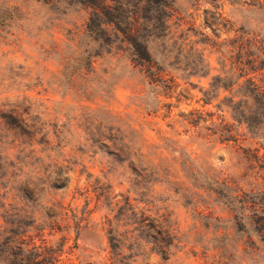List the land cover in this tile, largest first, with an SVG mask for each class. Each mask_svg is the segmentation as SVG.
<instances>
[{
	"label": "rangeland",
	"instance_id": "374dc122",
	"mask_svg": "<svg viewBox=\"0 0 264 264\" xmlns=\"http://www.w3.org/2000/svg\"><path fill=\"white\" fill-rule=\"evenodd\" d=\"M172 1L168 35L148 43L166 81L155 88L127 54L94 58L89 81L78 79L73 86L68 72L75 58L82 50H97L83 35L89 12L0 0V164L20 155L23 169L17 176L23 188L31 183L29 191L34 190L30 200L23 195V209L38 213L60 206L82 219L76 230L69 220L70 229L62 234L44 232L54 243L64 239L59 264H112L107 220L127 199L133 212L151 223V242L165 233L171 240L166 260L139 240L142 248H132L137 255L132 264H264L258 243L254 255L234 242L215 249L221 233L194 211L218 218L214 226L230 227L223 199L209 189H264V109L245 97L243 86L252 79L264 90V9L255 5L261 0ZM240 101L244 104L232 110ZM11 109L18 125L30 115L47 123L45 143L30 138L35 152L27 158L29 149L20 154L23 147L18 148L26 138L4 120ZM90 124L102 125L106 137V128L119 130L126 151L140 154L142 167L157 170L152 193L140 198L128 163L92 146ZM19 184L6 190L16 205ZM37 218L48 222L45 215ZM126 224L119 230L128 238L136 227ZM231 234L235 241L246 237ZM248 234L256 241L251 230Z\"/></svg>",
	"mask_w": 264,
	"mask_h": 264
},
{
	"label": "trees",
	"instance_id": "16d2710c",
	"mask_svg": "<svg viewBox=\"0 0 264 264\" xmlns=\"http://www.w3.org/2000/svg\"><path fill=\"white\" fill-rule=\"evenodd\" d=\"M34 1L48 6L52 11H55L60 4H64L67 7L79 6L89 12L83 35L88 38L90 43L97 46V50L92 51V53L82 50L78 54L79 59L75 58V64L68 72V80L73 86H76L78 79L83 83L89 81L87 75L92 73V60L103 54H127L136 66L141 67V71L155 88L160 83L166 82L163 80V72L149 54L148 43L152 39L163 40L168 35L172 16V0ZM255 5L257 8L264 9V0L258 1ZM255 5L253 6L255 7ZM244 77L240 76L241 79ZM243 84L246 86L245 97L249 98L256 107L264 109V90L258 87L252 79H245ZM211 87L214 88V85ZM242 104L244 103L241 101L233 103L232 110ZM14 109L9 111L10 115L4 117V120L11 129L19 130L26 138L23 143L18 145V148L20 150V147H23L20 154L26 151V147L29 149L27 155L24 156L27 158L35 152L32 149L33 144L28 142L30 138L39 136V139L35 140V144L43 145L45 143L47 138L45 126L47 123L39 117L30 115L31 118L23 120V124L18 125L19 122L13 116ZM25 114L29 115V110ZM52 126L56 127V125ZM90 126V131L87 133L90 135L93 147L102 151L105 149L104 153L112 155L113 159L119 163H128V168L133 175L130 181L139 191V197L148 196L152 193L151 184L154 185L157 182L153 178L156 176L157 170L147 166L142 167V161L139 160L142 156L126 151L128 146L123 144L122 138H119V130L114 127L106 128L109 133L106 137L102 125L93 126V128L92 124ZM92 129L95 130V135L92 134ZM56 132L58 136L60 128ZM103 139H108L111 143L110 146H106L102 141ZM110 149L113 151L110 152ZM130 157L135 159V162L130 160ZM21 160L19 155V158L15 157L16 162L9 161L7 165L5 163L4 165L0 164V191H5L2 196L0 195V264H59L64 239L54 243L44 239V232L49 231L48 237H53L57 233L62 234L70 229L69 220L73 221V228L76 230L82 219L78 218L72 211H69L71 215H68L64 211L65 209L60 206H57L55 210L44 207L38 213L23 209V195L26 200H30L31 192L34 190L29 191L31 183L25 184L23 188V181L19 179L20 176H17L20 171L19 162ZM17 180L20 181L17 190L20 196L17 197L19 203L16 205V203L11 202L12 199L8 200L9 194L6 190H13L10 186ZM209 192L223 199L224 202L221 205L224 207L223 211L229 215L227 221L231 223L230 227H217V224L221 222L218 218L212 219L211 213L203 215L196 209L194 210L197 217L217 223L215 226L212 223L211 227L215 233L222 235L217 234L221 245L215 249L222 250L223 245L228 242H234V244L242 247L244 253L250 252L253 255L259 250L257 243L264 249V189L238 193L226 188L223 193L216 189H209ZM151 201L145 199V203ZM41 215H45L48 222L41 221L38 223L39 218L37 216ZM122 223L136 227L133 232H130L132 235H129L128 238L125 237L127 232L119 230ZM150 224L146 219L133 212L128 199L125 205L117 209L113 219L107 220V240L112 254V264H132V259L137 257V255L132 254V248H142L141 244L138 243L139 240L144 243L145 247L151 245L149 252L159 255L161 260L168 258V251L171 247L169 236L165 233V238L151 242L150 238L153 240L154 238L149 235L152 229ZM231 230L234 233L241 232L246 237L235 241ZM249 230L255 234L257 242L248 234ZM140 233L142 235H138ZM129 243L130 245H128ZM126 251H130V253L127 255L125 254Z\"/></svg>",
	"mask_w": 264,
	"mask_h": 264
}]
</instances>
